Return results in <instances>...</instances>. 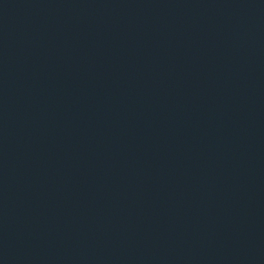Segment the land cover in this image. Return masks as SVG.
<instances>
[{"label":"water","instance_id":"95a60500","mask_svg":"<svg viewBox=\"0 0 264 264\" xmlns=\"http://www.w3.org/2000/svg\"><path fill=\"white\" fill-rule=\"evenodd\" d=\"M0 264H264V0H0Z\"/></svg>","mask_w":264,"mask_h":264}]
</instances>
